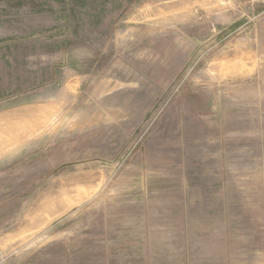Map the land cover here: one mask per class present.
<instances>
[{
  "label": "rangeland",
  "instance_id": "1",
  "mask_svg": "<svg viewBox=\"0 0 264 264\" xmlns=\"http://www.w3.org/2000/svg\"><path fill=\"white\" fill-rule=\"evenodd\" d=\"M0 264H264V0H0Z\"/></svg>",
  "mask_w": 264,
  "mask_h": 264
}]
</instances>
